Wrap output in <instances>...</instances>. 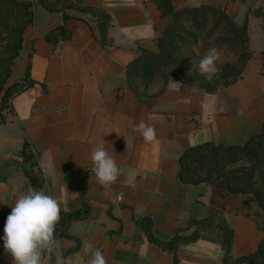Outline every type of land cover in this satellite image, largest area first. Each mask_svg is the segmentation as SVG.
Here are the masks:
<instances>
[{"label": "crops", "instance_id": "obj_1", "mask_svg": "<svg viewBox=\"0 0 264 264\" xmlns=\"http://www.w3.org/2000/svg\"><path fill=\"white\" fill-rule=\"evenodd\" d=\"M18 1H31L34 17L22 35L10 79L28 76L33 83L11 99V111L0 125V264H13L3 244L4 225L16 197L32 187L23 172L24 139L43 173L40 189L58 197L68 191L62 212L80 207L83 189L91 208L89 218L69 225V237L56 240L45 264H88L89 244L102 250L108 264H175L133 224V216L146 215L164 236L188 217L221 218L234 232L232 257L253 253L264 238V211L256 198L231 194L221 180L181 184L178 170L187 148L206 142L240 146L260 132L264 22L247 17L253 55L230 86L204 93L170 80L161 96L140 103L127 88L124 71L137 46L158 50L163 24L152 0H84L110 15L111 45L106 49L93 38L86 15L74 9L66 11L70 38L53 46L44 35L62 23V14L47 11L36 0ZM171 2L177 8L219 6L239 24L247 10L264 14V0ZM141 120L154 126L155 143L133 131ZM100 138L109 152L113 149L120 168L110 187L101 185L92 171L90 155ZM222 253L217 241L199 239L179 249L177 264H220Z\"/></svg>", "mask_w": 264, "mask_h": 264}, {"label": "trees", "instance_id": "obj_2", "mask_svg": "<svg viewBox=\"0 0 264 264\" xmlns=\"http://www.w3.org/2000/svg\"><path fill=\"white\" fill-rule=\"evenodd\" d=\"M49 12L62 14V23L49 30L44 40L53 46L70 38L66 26L67 10H78L86 15L93 38L106 49L111 45L108 31L110 15L101 7L87 5L84 0H36ZM160 13L163 30L156 39L157 52L137 46L133 59L125 67L126 85L140 103L161 96L170 80L182 81L204 93H214L236 82L253 55L247 28V17L255 15L264 22L261 10H247L242 23L215 5L175 7L171 0H152ZM241 1V0H237ZM31 1L0 0V125L11 111V99L29 88L28 76L22 81L10 80L11 68L22 45V35L33 23ZM204 45L220 52L219 73L211 80L199 70L203 58L197 48ZM264 58V50L261 52ZM23 172L32 188L44 184L37 157L27 139L21 150ZM88 175V174H87ZM178 179L184 185L214 184L223 181L233 195L251 194L264 211V119L259 133L240 146H224L206 142L184 150L179 158ZM91 208L81 195V205L73 212L60 213L55 227V238L69 237L68 227L73 221L90 217ZM146 240L171 255L178 263L179 249L199 239L217 241L222 248L220 264H264V238L253 253L233 258L231 255L234 232L221 218H186L171 235L164 236L154 225L150 215L132 217ZM138 239V237H137Z\"/></svg>", "mask_w": 264, "mask_h": 264}, {"label": "clouds", "instance_id": "obj_3", "mask_svg": "<svg viewBox=\"0 0 264 264\" xmlns=\"http://www.w3.org/2000/svg\"><path fill=\"white\" fill-rule=\"evenodd\" d=\"M219 59L220 52L212 47L199 62L200 72L209 80L220 71L217 67ZM133 131L140 133L146 143H155L157 140L154 126L143 120L133 125ZM106 145L109 144L100 138L91 152L90 159L97 181L105 187H110L119 178L120 168L113 149L109 152ZM67 194L66 189L65 193L58 197L47 194L44 189L29 187L26 193L16 197L5 222L3 236L4 248L11 255L13 264H45L46 254H51L56 245L55 227L60 219L62 205H67ZM85 251L91 254L88 264H108L102 250H93V245L89 244Z\"/></svg>", "mask_w": 264, "mask_h": 264}, {"label": "rangeland", "instance_id": "obj_4", "mask_svg": "<svg viewBox=\"0 0 264 264\" xmlns=\"http://www.w3.org/2000/svg\"><path fill=\"white\" fill-rule=\"evenodd\" d=\"M250 47H251V43H250ZM252 49V47H251ZM198 52L202 54V57L207 53V51L209 50L208 48H206L204 45H200L197 48ZM11 80V79H10Z\"/></svg>", "mask_w": 264, "mask_h": 264}]
</instances>
